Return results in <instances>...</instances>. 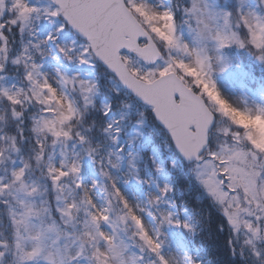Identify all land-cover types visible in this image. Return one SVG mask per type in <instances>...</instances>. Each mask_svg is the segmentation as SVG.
<instances>
[{
	"label": "snow or ice",
	"instance_id": "snow-or-ice-1",
	"mask_svg": "<svg viewBox=\"0 0 264 264\" xmlns=\"http://www.w3.org/2000/svg\"><path fill=\"white\" fill-rule=\"evenodd\" d=\"M231 2L179 5L196 34L190 45L164 0H0V104L14 124L11 132L0 131V210L8 228L7 238H0V264H201L196 253L169 238L172 228L196 232L176 210L172 185L142 176L137 156L119 143L128 114L109 116L111 103L102 102L98 110L108 119L98 128L95 119L85 124L97 110L98 84L69 65H90L97 58L151 109L176 151L193 162L195 179L230 229L231 255L243 264H264V147L225 110L264 117V104H231L211 76L213 62L218 71L228 67L219 53L233 45L264 62V0H234L230 7ZM45 24L52 27L42 34ZM13 29L22 40L10 55ZM66 30L76 39L59 41ZM203 40L211 42L215 56ZM46 57L55 61L51 73ZM9 64L19 77L7 76ZM30 106L26 158L21 125ZM219 120L226 126L218 128ZM213 128L220 138L209 147ZM85 164L95 172L87 179ZM154 167L159 172L161 165ZM117 173L125 184L147 189L130 199ZM125 225L132 231L122 236ZM49 234L54 250L45 243Z\"/></svg>",
	"mask_w": 264,
	"mask_h": 264
},
{
	"label": "rangeland",
	"instance_id": "rangeland-1",
	"mask_svg": "<svg viewBox=\"0 0 264 264\" xmlns=\"http://www.w3.org/2000/svg\"><path fill=\"white\" fill-rule=\"evenodd\" d=\"M170 1L174 2V11L176 15L177 20V31L178 34L186 40L190 45H195L196 41L194 39L195 32L190 31L189 27L184 23L185 16L182 12L181 7L179 5L187 6L190 3V0H164L165 4H168L171 6ZM41 3H47L48 0H40ZM152 2L156 3L158 0H152ZM223 0L221 1V3ZM247 2V0H246ZM257 0H252V3L255 4ZM234 5V0L229 4V6ZM45 23V22H42ZM193 28H195V22L191 21ZM51 25L45 24L42 28V34H46L48 30H51ZM27 37L25 36L24 39ZM76 39V37L72 36V34L69 31H65L62 33L58 40L61 42H70L71 40ZM21 36L13 29L12 33L9 34V44H10V55H14L21 47ZM79 42V41H78ZM202 45H207V50L209 53L213 56H215L217 53L214 49V46L211 44L208 40L201 41ZM219 55H221L224 58V61L227 63L228 67L224 71H218V64L213 62L212 66V79L217 85V88L221 92V94L231 102L233 105L241 106V107H248L251 109H254L257 104H264V83H261L257 86V90H253L251 88L250 82H258V81H264V62H261L255 58V56L247 49V48H239L235 45L230 46L228 48L223 49ZM235 57H238L241 59L239 64H236L234 62ZM244 60V62L242 61ZM45 65V70L52 72L55 61H53L50 58H45L43 61ZM67 63V62H65ZM162 63V62H161ZM98 62L95 59L92 64L90 65H69V67L73 68L74 70L80 71L82 74H85L87 77L95 79L96 78L101 80L102 84L106 88H110L109 83V77L105 76L103 72L100 71L98 67ZM248 66L249 72H244V67ZM7 76L9 78L15 79L19 77L20 73L16 71V67L9 64L6 66ZM184 71H187L190 75L195 76V70L186 67ZM255 72H257V75H255ZM261 79V80H258ZM247 80H250V82H246ZM9 82H12L10 79ZM113 84V87L117 89L116 83L114 81L111 82ZM104 100L100 101L99 105L97 106V110H92L88 114L85 120V124H89L92 119H95L97 128L99 126H102L104 121L108 119V117H105L101 111H99V106L102 102H109L111 99V96L104 95ZM117 103L114 105L113 111L109 113V116H114L115 118H119V115L121 112L130 113V105H127V107L121 106L120 108H117ZM227 112H229L233 119L242 125L247 132L248 136L251 137L253 143L259 147H264V117L261 116H249L245 113L239 112V111H233V109L229 106L225 109ZM33 111L32 107L30 106L29 109L26 110L25 117H24V124L21 125V127L24 128V136L25 139L22 142V154L28 158L31 155V152L29 151V144L31 139V132L29 130V124L30 120L28 119V113ZM7 108L5 105L0 104V116H3L4 119L0 120V131L4 132H11L14 130V124L8 120L7 117ZM136 116H139L136 118L135 121L129 122L128 115L125 116L124 120L122 121L123 124V130L121 132V135L119 137V143L124 144L125 150L131 149L134 155L137 156L136 163L138 165L140 174L142 175V172H144L145 177L152 176L157 182L163 183L165 182V176L164 171H162V163L160 161L169 160L171 163L174 161L175 155L172 152V150L169 148V143L164 135L159 131L158 135L156 137V143L151 144L149 141V138L144 135V131L148 132L151 129V126L148 125V122L144 119V116L142 115L141 111H137ZM137 121H142V123L138 124ZM226 126V122L219 120L217 121V127L223 128ZM214 136L211 144L209 147H214L218 139L220 138L216 130L214 129ZM132 139L131 145L128 144V140ZM148 151V152H147ZM147 152V158H144V163L147 164L146 168L142 167V154H145ZM154 162L161 165L160 171L158 172L154 167ZM33 165L35 167V162L33 161ZM193 167V164H191L190 167H188L189 172L192 175V178L194 181H196L199 185L200 183L195 179L194 173L191 171ZM2 171V169H0ZM83 176L85 179H87L90 176H94L95 172L91 165L85 164L83 167ZM142 171V172H141ZM39 170L37 169L35 171V175L39 176ZM117 175H120L117 173ZM143 175V176H144ZM124 176L120 175V181L118 182V186L121 188V190L130 198L134 199V193L139 190H146L147 186H140L135 185L132 183L125 184L123 182ZM201 186V185H200ZM202 187V186H201ZM203 189V187H202ZM203 192L205 190L203 189ZM101 200L98 201V203L102 202V196L103 194L100 193ZM211 202H213L211 200ZM213 204L216 206V208H219L214 202ZM193 213V211H192ZM144 219L146 222L151 223V219L148 216H144ZM181 219H188L187 215L182 214ZM201 221H205L204 219H200ZM207 221V219H206ZM123 231H121V235L123 236V232H126L127 234H130L132 231L131 226H121ZM222 228V227H220ZM179 229L172 228L169 229V238L174 241V243H178V240L176 238L177 231ZM223 230V228L221 229ZM230 229H225V233L223 234L224 239H228L230 236ZM8 236V228H7V221L5 219V213L3 210H0V238H7ZM54 237V234H49L48 238L45 240V243L48 245H51L52 249H55V245L51 244L52 238ZM182 252V249H179Z\"/></svg>",
	"mask_w": 264,
	"mask_h": 264
},
{
	"label": "trees",
	"instance_id": "trees-1",
	"mask_svg": "<svg viewBox=\"0 0 264 264\" xmlns=\"http://www.w3.org/2000/svg\"><path fill=\"white\" fill-rule=\"evenodd\" d=\"M99 69L101 72H105L100 67ZM104 74L110 78V75ZM101 90L104 93L103 95H108V89L103 84H101ZM111 100L114 104L118 102L124 105L125 102L131 101V97L124 91H121L120 95L112 96ZM98 101L96 102L97 106ZM132 103L133 105H137V111H140L141 108L144 115L146 117L148 116L154 125L149 111L144 110L139 104L133 101ZM155 127L158 128L157 126ZM175 159V166L173 167L172 163L171 166L169 163H165L164 171L167 174V181L172 185L173 190L171 195L174 200L176 199L178 208L181 210L186 209L191 213L193 211L192 215L194 224L196 225V232L189 234L188 241L192 248L199 253L201 264H243L239 255H231L226 240L224 237L219 236V232L215 230L217 225L226 226L223 218L221 217L222 219H220L219 213L216 212L210 203L208 196L192 181L190 174L187 173L185 164H182L177 157ZM204 218L205 221L200 220ZM212 218H216L217 223L213 222Z\"/></svg>",
	"mask_w": 264,
	"mask_h": 264
},
{
	"label": "bare ground",
	"instance_id": "bare-ground-1",
	"mask_svg": "<svg viewBox=\"0 0 264 264\" xmlns=\"http://www.w3.org/2000/svg\"><path fill=\"white\" fill-rule=\"evenodd\" d=\"M112 84L110 83V89L112 88ZM111 94V97L112 96H117V95H120V92H116V91H113L112 93H110ZM116 94V95H115Z\"/></svg>",
	"mask_w": 264,
	"mask_h": 264
},
{
	"label": "water",
	"instance_id": "water-1",
	"mask_svg": "<svg viewBox=\"0 0 264 264\" xmlns=\"http://www.w3.org/2000/svg\"><path fill=\"white\" fill-rule=\"evenodd\" d=\"M98 59V58H97ZM99 60V59H98ZM100 61V60H99ZM101 63H102V65L106 68V69H108L105 65H104V63L102 62V61H100ZM109 70V69H108ZM110 71V70H109ZM111 72V71H110ZM158 121V120H157ZM158 123H160L159 121H158ZM182 156V155H181ZM182 158H184L183 156H182ZM185 159V158H184Z\"/></svg>",
	"mask_w": 264,
	"mask_h": 264
}]
</instances>
